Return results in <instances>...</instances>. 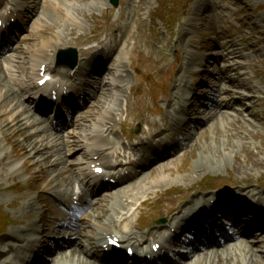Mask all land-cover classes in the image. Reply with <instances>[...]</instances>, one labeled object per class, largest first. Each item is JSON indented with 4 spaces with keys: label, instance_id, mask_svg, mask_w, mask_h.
<instances>
[{
    "label": "rangeland",
    "instance_id": "obj_1",
    "mask_svg": "<svg viewBox=\"0 0 264 264\" xmlns=\"http://www.w3.org/2000/svg\"><path fill=\"white\" fill-rule=\"evenodd\" d=\"M165 1L166 3L162 9L168 7L169 0ZM156 2L157 0H121L118 9L111 12L109 21L105 23L98 20L96 17V14L100 15L103 11L106 13L104 16H107V12L104 10L105 7L100 6V11H92L91 3L93 2L90 0L89 2L87 0H53V2L50 0L47 3L50 12L48 9L44 11V15L48 17V23L46 22L48 25L47 33H45L46 35H44L43 32L36 33V36L37 39L43 38L44 40H51L52 37L57 38L55 35L58 32L56 22L60 25H64L68 21L67 12L69 11L72 13L76 12L78 16H83L92 30L104 33L108 32L107 42H111L112 45L115 44V40H119L122 36L123 40L119 51L122 56V62L127 67L126 70L128 73L122 78V88L117 90V92H122L118 105L121 107V100L125 99L122 98V96L126 97L131 111L128 124L134 127L137 123L142 122L143 128L140 134L145 132L144 126L147 124H149L150 127L151 125L157 126V129L153 131L156 132V134L163 130V122L165 119H169L167 111L172 107L168 108L171 97L176 101L175 94L173 93L174 89L176 92L177 88L180 86V77H182L183 80H188L190 78H187V75L181 76L182 69H187V62L191 58L193 59V57H196V55L190 54V52H196L197 55L202 54L204 56H209L207 60L206 58L203 60L199 57L200 60L196 61V63L200 61L201 66L204 64L203 61L207 63V65H204V68H200V72L202 73L200 75H205L200 78V80H207L209 82L202 81L198 84L199 89L205 90L199 91L198 88H196V92L194 91L195 94L202 96L198 97L201 98L202 106L199 105L200 103H197L200 99L196 98L194 94L191 99L194 101L192 102L193 104L196 102V105L189 106V103H187L188 101H185V105L187 106L185 107L186 110H188V113L194 110L195 114H192L191 118L196 121L195 123L199 124L202 119H197L198 116L196 114L198 111L207 107L203 104H208L207 99L212 93V96H216L215 91L217 89H214V87L219 85L218 80H221L223 76L229 81L235 80L238 77V85H231V91L237 98H241L239 95L244 94L248 99H239L237 104L232 105V110H227V112L230 116L238 117V113L241 114L240 118L243 117L247 121L246 124L243 125V123L240 122L241 127L239 129L228 125L227 128L218 131L217 129H211L213 125L210 122L204 124L203 121L201 125L202 128L196 130L197 125L189 121L191 119L189 116L182 130L178 132V144L181 145L180 147L185 148L180 150L179 154L174 158L166 161L164 169L159 166V170L153 169L152 172L146 176V179H140L135 182L134 191L138 192L140 199H145L149 195L146 193L143 186H150V184H148L149 180H154L156 175L162 172L163 177L177 181V183H173V185H181L184 186V188L190 185L189 188L193 187L195 189L196 194L194 196H190L191 194H186V191H184L185 194L182 197H179L182 194L177 197H168L172 199L171 201L180 204L181 207H185L188 204V202L182 204L183 201H187L188 199L190 201L192 198L199 197L200 189L205 191L209 198L214 197L213 190L223 191L221 195L224 196L235 192L230 195V197L235 196L236 193H248L249 191L253 194L263 193L261 196H264V189H261V186L264 185V0H191L182 23L180 24V21L176 23V26L172 28L171 36L164 30L161 22H157L159 29L155 30L153 28L151 19L155 15L159 16V12H156L157 10H162L159 9ZM183 9L184 8H181V12L184 11ZM57 12L59 14H57ZM197 13L200 14V24L198 26L200 33H195L198 40L194 39V41L199 45V49L189 52V50H191L190 43L193 41V39H191L193 34L191 28L194 24L193 18H195L194 14L196 15ZM182 15L181 13V16ZM69 17L70 20H72L75 15L69 14ZM76 32H78V30ZM125 33L127 35L126 38H129L127 41H125L126 38H124ZM61 35L62 32H60L59 35L60 39L62 38ZM104 36L105 35L101 34L102 39L105 38ZM73 38H75V36ZM34 39L37 40L36 37ZM222 40L224 41L222 42ZM60 46L66 47L62 42L56 47ZM70 46H74V43H70ZM27 49L33 53H44L43 44L40 48L29 46ZM224 50L233 52L234 57L237 58L236 60L240 64V73L242 76H236L235 72L231 73L220 68L221 65H227L218 57L219 53ZM25 53L24 55L27 61H29L28 64H30L31 71L35 72L36 69L32 66L29 54ZM213 55L217 65L211 59ZM21 56H23V53ZM21 62L22 64L18 62L19 64L16 71L23 72L27 69L25 61L21 60ZM193 63L189 64L191 69ZM115 65L117 64L112 65L113 72L110 71L108 74H105L106 69H103L108 80H110L115 72ZM19 66H22V68H19ZM121 68H123V66ZM101 71L102 69L97 73V69L92 70L93 76L96 78L94 79V83H97L100 79V88L102 91H106L105 89L108 84H105L106 81L103 78L104 74ZM96 73L99 75L96 76ZM206 73L208 74L206 75ZM209 75H213V77ZM162 80H164V86L169 90L168 96H165L164 88L158 89L156 86V82ZM148 82H150V84L155 83L154 89H148L145 86V83ZM209 83L215 84L211 87ZM126 84H128V86ZM188 84H190V81L187 82L185 90ZM221 86L225 87V83L221 82ZM219 94L221 97V101L219 102L220 105L224 104L226 101L229 102L231 99L227 97L221 89ZM109 95L111 97L109 102H105L108 95L103 97L99 92L95 98L98 102L96 104L94 103V106L107 109L104 107H108L110 101L114 97L113 93ZM151 96L154 97V102H152ZM205 97H207V99ZM213 99L215 98L212 97L210 101L208 100L210 103L209 105L215 104L214 102L212 103ZM200 106L202 109H199ZM173 107L175 108V106ZM245 108H248L252 115L251 113L245 112ZM153 109H157L158 111L163 110L161 116L155 115L157 113H155ZM86 111H88V109H86ZM1 112L4 111L2 110ZM91 112H94V110H91L89 113ZM89 116V118L93 117L92 114H89ZM119 119L123 120L124 118L119 116ZM84 121L82 122L85 123ZM8 124L11 125L9 121ZM5 125L6 123L3 122V117L0 114V186L3 189L10 188L17 184V182H20L24 176L26 177V172H28L26 179L32 174L33 179L31 183L34 184V187L36 189L43 188L44 181L42 175L46 169L45 164L41 163L38 166H33L26 163L30 168L29 170L27 168L25 169V167H21L24 169H20L26 172L20 171L11 173L10 167L12 165L21 160L25 162L28 158L18 147V144L20 146V143L23 142L22 137H14V130L11 129L10 126L6 128ZM88 130L89 128L87 132ZM5 139L8 140V144L5 142ZM223 141H229V144L225 146ZM11 145L17 147V156L10 154ZM22 149L27 153L23 146ZM62 157H60V159ZM45 159H49V157L47 156ZM58 167L59 165H55L52 169H59ZM202 170L208 174L205 178L201 176L205 173L202 172ZM40 172L42 173L40 174ZM35 173L37 174L35 175ZM64 177L65 175H63V177L61 176L60 179ZM209 177L214 178L213 181L207 184L203 183L204 180L207 181ZM187 182H189V184H187ZM22 198L24 197L21 193H13L11 189L3 191V193L0 194V206L9 205L13 202V209H6V211L12 215L13 219L17 218L20 222L24 221L27 216L30 215V213L25 211L26 202L22 201ZM161 199L162 209L160 211L163 210L162 213L165 214V208L168 202L166 199L163 200V197ZM24 200L27 201L28 199L24 198ZM7 202L9 203L5 204ZM55 211L56 208H54V206H48V208H46V212L49 213L47 217H34V221H37V225L44 231L42 235L44 238L46 236L51 239L54 236L53 232L58 233L59 231L58 224H56L55 221L57 218L64 217V215L52 213ZM152 219L153 218H149L148 221H152ZM42 220L44 226L42 222H40ZM30 221L31 220L27 219L26 222L22 224L27 227L29 223H32V221ZM32 230L33 232L35 231L34 229ZM30 231L31 230H27L26 232L30 233ZM15 234H18V232L11 235ZM80 236L82 237V230ZM60 237L61 235H59L58 238ZM27 244L30 245L27 242H23L21 245L25 246ZM19 245L20 244H17V247L15 246L16 250L14 249V251H10V249L3 247L7 252L4 256L13 254L14 261H11L12 264L16 263L19 260V255L24 253L23 251L25 248L21 249ZM17 248L20 249L18 250ZM16 252H19V255ZM1 256L4 257L3 255ZM262 264H264V260Z\"/></svg>",
    "mask_w": 264,
    "mask_h": 264
},
{
    "label": "bare ground",
    "instance_id": "obj_2",
    "mask_svg": "<svg viewBox=\"0 0 264 264\" xmlns=\"http://www.w3.org/2000/svg\"><path fill=\"white\" fill-rule=\"evenodd\" d=\"M29 5H30L29 2L27 0H25L24 7L29 6ZM34 13L38 14V5L34 6ZM59 44H57V45H59ZM43 45H44V50L52 48V43H50V42H44ZM60 47H62V46H60ZM24 53H25V51L23 52V56H21V55H20V57L15 56L14 58L11 59L13 66L10 67L11 70H10V75H9L8 79L12 82H15L13 72H14V70L17 69V66L19 64L16 61L19 60V58L27 61L26 57L24 56ZM26 53L29 54L31 61H32V66L36 69L35 70V73H36L37 69L40 68V64L42 62H44V60H45V54L44 53L40 54V53H36V52L33 53L29 49L26 50ZM218 57H219V59H222L227 64L226 66L221 65L220 66L221 69L227 70L231 73L235 72L236 76H242L240 73V64L236 60L237 58L234 57L233 52L224 50L223 52L219 53ZM200 58L205 60L206 57L201 56ZM211 59L213 61L216 60L214 55H213V58H211ZM19 62H20V64H22L21 60H19ZM27 62H29V61H27ZM198 62L199 63H196V61L194 63L192 62L193 63L192 69L190 68L192 71L187 76V78L190 77L188 79V81L191 80L190 83L192 82L194 85H196V82L194 80H192V76L197 75L198 73L202 74L200 72V68L201 67L204 68V64L201 66L200 65L201 62L200 61H198ZM203 63H204V61H203ZM115 64H117V65H115L116 66L114 68L115 72H114L113 76L110 78V82L112 85L116 86V85L120 84V78L119 77L121 76V73H122V68H121L122 66L120 63H115ZM19 68H22V66H19ZM26 68H28L27 65H26ZM82 69L85 70V64L82 66ZM93 69H96L95 65H92L90 71L86 70L87 71V72L85 71L86 73L81 74L82 77H80V81L83 83L82 90L84 89V87L93 86L92 84H96L98 86L97 89L101 90V88H100L101 82L94 83V79H96V78H94V76H93L94 75L92 73ZM101 72H103V74H104L103 70ZM106 73H107V70L105 71V74ZM195 73H197V74H195ZM203 74H204V71H203ZM97 75H99V74L96 73V76ZM98 81H100V79ZM181 82H183V78H182ZM221 82L225 83V87L221 86ZM233 84H235L236 86L238 85V77L235 80L229 81L226 77L223 76V78H221V80H219V85L214 87V89H217V90L215 91L216 96H213L215 99H213L212 103L214 102L215 104L208 105L207 107L203 108L201 111H198L196 114L198 116L197 119H202L201 122L204 121V124L210 122L213 125V127L211 129H213V130L217 129L218 131H220L223 128H227L228 125L235 127L236 129H239L241 127L240 122H242L243 125H245L247 121L243 117L240 118L241 114L238 113V117H237V116H230L227 112V110H232V108H233L232 105L237 104L239 99H244V100L248 99V97H246L244 94L239 95L241 98L235 97V94L231 91V88H230V86ZM188 85H190V84H188ZM188 85H187L186 90H185V92H186L185 95H184V90L183 91L181 89L176 90L175 96L179 99V100L177 99L178 101H180V102L181 101H187L188 99H190V97L191 98L193 97L194 94H192V92H194L195 89H193L192 87H190ZM240 87H242V86H240ZM220 89L223 91V93L227 97L231 98L229 100V102L226 101V102H224V104H221V105L219 104V102L221 101L220 100L221 97L219 94ZM1 93L3 94V91H1ZM1 93H0V109L4 111L5 118L9 121V123L13 127H17L16 130H19V131L21 130V132H23L26 139L31 140V136L24 130V129H28V126H25L23 120H20L21 117H23V116L19 114V111H18L19 109L15 105L14 106H12V105L11 106H9V105L4 106V104H3L4 96ZM96 96H95V98H96ZM173 102H175V101H173ZM8 106H9V108H8ZM114 110L115 109L110 108V107L107 109L99 108L98 110L97 109L94 110V112L88 113V114L93 115L92 118H89L91 115L83 117V119L85 120L84 121L85 123H90V125L88 127L89 130L87 132V133H89L87 135L88 139L79 137L76 134V132H74L73 130L70 131L69 134H71L70 138L73 141V144L76 146L77 150H81V152L84 153L83 158L85 160H88L90 158V156L88 154L90 152H93V154H95V155H103L105 157H108V155H109L108 153L102 154L104 147L99 142V138H100L99 133L101 130H106V133L108 131H111V132L114 131L113 135L117 136V132H116V128H115V127H117V123H116L114 116H113ZM244 111L251 113L248 108H245ZM235 112H237V111H235ZM175 114L179 116L178 117L179 125L176 126V128L181 129L182 125L187 120V117L191 116L192 114H195V113H194V110L191 113L190 112L188 113V110H186L185 107L180 106L179 111H176L174 113V115ZM251 115H252V113H251ZM174 118L175 117H173V119ZM81 123H83V122H81ZM81 127H83V124L77 126V128H79V129ZM164 136H168V135L164 134ZM230 137H232V136H230ZM157 138H159V137H156L154 139V141H157ZM58 143H59V141H58ZM63 143H65V142H63ZM168 143L172 144V142H168ZM118 144H120V143H118ZM223 144L226 146L229 144V141H223ZM48 146L49 145H46V146L41 145L40 147H38L37 145H34V146H32L31 151H36L37 153H39V152H41L40 151L41 149H43L44 147H48ZM23 148L28 152L27 146L23 145ZM29 148H30V146H29ZM115 149H117V148L113 147V151ZM66 152H67L66 153L67 157L72 156L74 149L70 148V150L66 151ZM157 159H159V157H157ZM44 161L48 162L47 159H45ZM54 166H51V168ZM160 167L163 169L165 168L164 165H161ZM67 172L68 171H66L65 173H61V171H60L58 180L53 178L52 181L50 182V186L52 188H54V187L56 188L57 183L60 181V177L61 176L63 177V175H65ZM143 175H145V174L143 173ZM168 180H169V178L163 177L162 172H161L160 174L156 175L154 180H151V181L149 180V184L151 185V187L152 186L156 187L159 184H163L166 182L168 183ZM150 189H153V188H150ZM94 193L95 192H91L90 194H94ZM246 197L248 199L252 198L254 203L264 207V196H261L260 194H255V193L253 194L252 192L236 193L235 196H233V197L225 198L226 199L225 201L230 205L239 206V202H246L247 201L244 199ZM215 200H217V199H215ZM204 204H206V203H203V201H201V200L193 202V205H197V206H201ZM92 205L93 204L89 203V208H92ZM99 205L100 204H98L97 206H99ZM188 213H191L190 209L188 210ZM107 215L102 216V215L98 214L96 216L97 223L91 224L90 226L94 227L96 231H105L102 223L107 222V220L109 218H111V215H108V216ZM99 223H101V224H99ZM226 228L231 229L232 227L230 226V224H227ZM32 229L33 228L30 227V229H29V230H31L30 232H33ZM33 233L23 231V232H18V234H15V235H9L8 238L4 239L0 243V256L1 255L4 256L7 253L5 250H3V247L10 249V251H14V249L16 250L17 244H20L19 247L21 249H24L25 246L21 245V244H23V242L29 243L30 244L29 246H31V249H33V251L34 250L39 251V249L42 246L40 245L38 239H36L34 237ZM68 234L69 235H67V234L63 235L61 232V234H60L61 237L56 238V240H55V242H57V241H65L67 239L68 243H67V245H65V248L69 249V251L64 252L63 253L64 256H71L73 258L77 256V257H79V264H90L88 259L84 256V251L80 248V245H79V239L81 238L80 227H78L77 229H75V231H72ZM123 235H124L125 239L129 238L128 242H130V243H132L135 240V238H133L131 236L129 237L128 231H126L125 229L123 230ZM171 237L176 238L177 235L175 234V235H172ZM144 240H145V236H144L143 241ZM163 241L164 240H162L161 242H163ZM184 245L188 246V244H186V243H184ZM16 253L18 254L19 252H16ZM24 259H25V256L23 253V254L19 255V260L17 261V263L24 261ZM182 259H183V261L182 262L179 261V262H177V264H262L263 260H264V228L260 229L257 227V229L256 228L248 229L246 231V233H243L242 235L240 234L239 229H236V230H234V232H232L231 238L229 240H226L225 242H223L220 246H217L215 243H210L208 246L202 245L201 247L194 249L193 252L186 254V257H184ZM28 264H30V263H28ZM169 264H173V263H169Z\"/></svg>",
    "mask_w": 264,
    "mask_h": 264
}]
</instances>
